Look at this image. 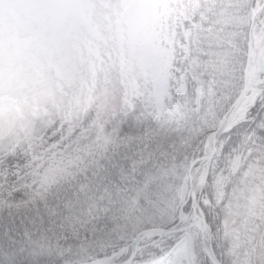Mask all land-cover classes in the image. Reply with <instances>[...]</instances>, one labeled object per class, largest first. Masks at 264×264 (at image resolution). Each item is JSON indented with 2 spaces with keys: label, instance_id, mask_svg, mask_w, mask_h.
Wrapping results in <instances>:
<instances>
[{
  "label": "snow or ice",
  "instance_id": "obj_1",
  "mask_svg": "<svg viewBox=\"0 0 264 264\" xmlns=\"http://www.w3.org/2000/svg\"><path fill=\"white\" fill-rule=\"evenodd\" d=\"M0 264H264V0H0Z\"/></svg>",
  "mask_w": 264,
  "mask_h": 264
}]
</instances>
